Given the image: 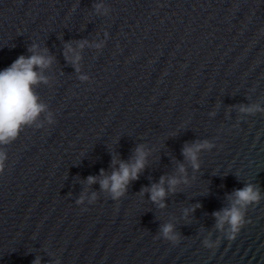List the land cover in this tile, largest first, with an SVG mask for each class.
I'll return each mask as SVG.
<instances>
[{
	"label": "water",
	"instance_id": "water-1",
	"mask_svg": "<svg viewBox=\"0 0 264 264\" xmlns=\"http://www.w3.org/2000/svg\"><path fill=\"white\" fill-rule=\"evenodd\" d=\"M96 2L0 0V70L29 55L33 41L47 47L52 81L36 91L56 121L25 127L5 148L0 264L36 255L42 264H264V199L233 239L213 229L212 216L245 182L264 194V113L241 119L229 107L264 100V0H103L106 16L94 13ZM106 32L103 49L83 50L89 81L81 82L64 45ZM197 139L215 147L157 209L140 189L174 173L183 145ZM139 143L155 150L125 197L112 201L96 184L95 204L75 203L81 181L110 171V150L127 160ZM169 220L178 244L156 238ZM209 232L213 248L202 243Z\"/></svg>",
	"mask_w": 264,
	"mask_h": 264
},
{
	"label": "clouds",
	"instance_id": "clouds-1",
	"mask_svg": "<svg viewBox=\"0 0 264 264\" xmlns=\"http://www.w3.org/2000/svg\"><path fill=\"white\" fill-rule=\"evenodd\" d=\"M94 13L106 16L110 8L103 0L93 4ZM103 40L89 41L87 39L69 41L64 45V58L78 73L81 82L89 81V76L81 73V61L83 50L95 48L103 49L108 33L104 34ZM29 55H20L10 66L0 70V174H3L8 159L5 150L7 145L13 143L25 127L35 126L43 128L45 123L54 124V113L49 106L43 102L36 89L41 85H50L52 78L46 73L55 63V57L49 53L47 47H41L37 42L28 46ZM242 119L248 115L264 113V100L256 103L231 105ZM216 113L210 112L209 116L214 117ZM119 140V139H118ZM118 140L116 143H118ZM215 144L208 139H197L186 142L181 155L183 161H176L175 171L172 174L161 175L158 182H153L148 187H142L139 193L147 194L150 202L157 209L163 210L168 207L166 200L169 195H175L181 191V185H189L188 167L193 173L201 168L200 155L204 151H211ZM154 147L147 143H139L134 148L132 155L124 160L120 154L110 150L112 159L109 165L110 171L101 168L98 175H89L86 180L81 181L84 188L75 200L77 205L95 204L99 199V193H105L112 201H119L128 193L131 182L139 179L140 174L149 165V157L154 152ZM79 178V177H77ZM238 178V176H237ZM99 185V193L91 191L92 185ZM90 192V195H89ZM71 195V193H69ZM264 199L261 188L258 184L245 182L244 186L234 189L226 194V205L220 210L212 212L215 220L213 229L224 234L228 239H233L246 223L245 214L250 205ZM199 203L183 209L182 219L188 220L191 213L200 208ZM87 210V209H84ZM212 232L202 241L207 248H213L219 244V240L211 239ZM156 238L164 239L173 244L180 243L181 234L176 229V224L171 220L160 224ZM54 257V253H49ZM42 256L36 255L31 264H42ZM47 264H61L59 258L47 262Z\"/></svg>",
	"mask_w": 264,
	"mask_h": 264
}]
</instances>
